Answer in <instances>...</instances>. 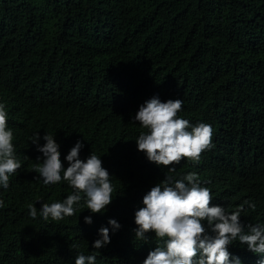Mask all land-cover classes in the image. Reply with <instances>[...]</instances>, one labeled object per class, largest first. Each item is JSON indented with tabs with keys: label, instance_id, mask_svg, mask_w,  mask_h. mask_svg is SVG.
<instances>
[{
	"label": "trees",
	"instance_id": "1",
	"mask_svg": "<svg viewBox=\"0 0 264 264\" xmlns=\"http://www.w3.org/2000/svg\"><path fill=\"white\" fill-rule=\"evenodd\" d=\"M153 97L181 99L178 118L212 127L213 147L198 162L182 159L168 172L138 151L147 130L134 117ZM0 104L21 163L8 188L0 185V264H75L78 254L143 264L164 241L137 240L135 213L165 176L195 173L212 205L228 213L243 205L245 231L264 225V0H0ZM36 133L40 146L54 137L65 168L78 140L82 160L101 158L113 187L103 214L82 198L74 215L43 220L42 204L73 190L37 178ZM109 219L121 227L113 231ZM102 227L110 243L98 251ZM228 250L230 261H264L238 240Z\"/></svg>",
	"mask_w": 264,
	"mask_h": 264
},
{
	"label": "clouds",
	"instance_id": "2",
	"mask_svg": "<svg viewBox=\"0 0 264 264\" xmlns=\"http://www.w3.org/2000/svg\"><path fill=\"white\" fill-rule=\"evenodd\" d=\"M182 103L181 99L161 102L158 97H153L139 107L134 117L141 128L147 130L141 131L135 140L138 151L143 152L149 162L168 167V172L175 171L169 166L179 164L182 159L198 162L201 154L213 147L210 125L191 126L188 120L178 118ZM190 127L191 131L188 130ZM39 139L36 133L31 140L43 154L42 163L37 167V178H42L44 185H56L63 179L73 190L62 202L42 204L39 215L43 220L59 221L74 215V205L82 198L91 213L103 214L113 200V187L101 158L91 152L86 160H82L79 153L84 144L78 140L64 158L68 162L65 168L60 145L54 137L44 135L46 143L43 146L39 145ZM12 141L13 132L7 128L5 106L0 104V185L5 189L9 186V177L21 167L14 155ZM2 205L3 201H0ZM143 205L135 213V238L146 242V233H154L158 240L164 241L162 247L156 246L149 252L143 264H241L238 257L229 259L228 246L237 240L246 245L248 251L264 255V225L249 224L245 231L240 220L243 205L231 213L222 206L212 205L210 190L201 186L195 173L180 180L165 176L144 196ZM249 206L255 207L254 204ZM28 208L29 215L36 218L37 208L33 205ZM84 222L91 224V216L84 217ZM108 224L113 231L121 227L115 219H109ZM98 235L100 238L93 242L92 248L99 251L110 243L109 228L102 227ZM70 248H78V245L72 244ZM95 261L96 255L78 254L75 264H95Z\"/></svg>",
	"mask_w": 264,
	"mask_h": 264
}]
</instances>
